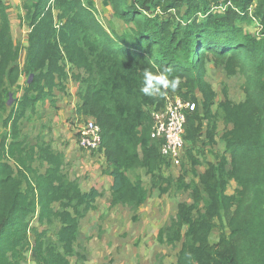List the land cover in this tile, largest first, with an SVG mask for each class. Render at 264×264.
<instances>
[{
	"label": "trees",
	"instance_id": "16d2710c",
	"mask_svg": "<svg viewBox=\"0 0 264 264\" xmlns=\"http://www.w3.org/2000/svg\"><path fill=\"white\" fill-rule=\"evenodd\" d=\"M102 4L119 26L101 20L92 0H23L19 21L29 32L22 45L13 40L0 0V264L86 260L80 222L103 193L95 187L83 191L65 170L64 153L42 133L30 141L22 128L38 104L49 100L55 107L54 88L64 91L69 77L79 82L76 116L100 128V146L92 151L105 158L104 174L113 178L110 208L128 207L136 221L153 191L187 193L190 202L179 201L153 236L159 244L178 246L168 264H264V0ZM253 22L256 34L246 30ZM208 62L227 76H242L243 100L233 101L224 88L213 109L217 94L206 79ZM166 68L182 78L181 86L163 96L143 95L144 70ZM22 75L26 83L14 97ZM173 95L196 104L186 112L183 135L189 178L183 161L179 174L168 172L172 165L161 154V140L150 135L152 111ZM218 141L223 151L212 148L215 163L198 173L197 146ZM139 168L149 176L148 189L135 175ZM231 181L236 186L228 193ZM153 264L167 263L156 255Z\"/></svg>",
	"mask_w": 264,
	"mask_h": 264
},
{
	"label": "rangeland",
	"instance_id": "374dc122",
	"mask_svg": "<svg viewBox=\"0 0 264 264\" xmlns=\"http://www.w3.org/2000/svg\"><path fill=\"white\" fill-rule=\"evenodd\" d=\"M97 9L98 17L105 21L110 13L108 7H104L102 0H92ZM173 12V11H171ZM246 30L250 33L256 34L259 30V26L256 22L246 25ZM13 39L15 43L21 44L24 30L22 25L13 31ZM206 79L212 85V87L223 97L222 90L227 89L229 97L233 101L243 100L245 95L242 90V84L244 79L240 75L227 76L222 69L214 67L212 62L207 63V75ZM26 77L22 75L19 79V88H14V97H19L22 94V88L26 83ZM49 101L38 104L37 114L24 119L22 121L23 131L28 135L30 141L34 142L35 137L38 134H43L44 138L52 142L53 147L57 148L64 145L61 139H53L52 130L50 129V118L46 116L49 110ZM82 120H77V125L81 124ZM1 125V122H0ZM77 125L75 131L77 130ZM44 131V133H43ZM59 139V140H58ZM217 149L221 146H217ZM182 160L184 158L182 157ZM36 166H40L38 163ZM181 165L174 166L172 170H169L170 174L177 175L181 172ZM70 169V168H69ZM70 175V174H69ZM70 178H74L72 173ZM91 178L88 175L81 176L82 189L88 190L92 186ZM235 188V184L230 182L228 192H232ZM105 195L96 203V209L90 211L80 222V231L82 233V239L80 244L87 248L85 236L91 235V237L98 238V249L102 250L100 264H153L156 255H161L165 263H172L175 258L177 248L164 245L153 246L157 243L153 240L158 232V229L167 222L170 217L176 213V205L179 201L189 200L187 193H172L164 194L156 197L157 203L152 207L150 206L146 219L140 218L133 221L131 219L132 212L125 207H115L110 209ZM153 202V197L150 198ZM56 226L50 229L49 234L54 235ZM142 231H150L151 236L145 238L137 237L142 234ZM216 238V233L213 234L212 239ZM144 244V248L142 246ZM86 260L88 264H97L95 260L98 255L94 252L90 255L85 252ZM85 260V261H86ZM72 264H81L77 262L76 257L71 258ZM84 264V263H83Z\"/></svg>",
	"mask_w": 264,
	"mask_h": 264
},
{
	"label": "crops",
	"instance_id": "0c3cea01",
	"mask_svg": "<svg viewBox=\"0 0 264 264\" xmlns=\"http://www.w3.org/2000/svg\"><path fill=\"white\" fill-rule=\"evenodd\" d=\"M22 1L23 0H3V2L5 3V6L7 7V12H8L9 17H10V29H11L12 37L14 35L13 31L15 29L19 28L20 25H22V28L24 30V34H23L22 40L21 39H19V40L21 41V44L23 45V44H25V41H26L25 39H26L27 33L29 32V28L26 26L25 22L20 24V21H19L20 20L19 18L24 15V11L22 9ZM108 15H110V13ZM108 18H111V17L108 16ZM111 20L113 21L115 26L120 25V23L118 21H116L115 19L111 18ZM68 67H70V65ZM73 71L74 70H72V71L70 70V73ZM78 88H79V82L73 80L71 77H69L66 80L64 91H61L58 88H54L53 99H54L55 107H52L50 105V101L48 100L50 108L47 111L46 116H48V118H50V120H51L50 121V123H51L50 129L52 130L53 139L55 140V139L59 138V139H61V141L64 142V145H61L60 147H57L56 149L59 151H62L64 153L65 170L68 172V174H70L69 176H71V173H72L73 177L78 179L80 188L82 189V184L80 182L81 176L88 175L92 179L91 180V182H92L91 187H95L98 191L102 192L103 195H105L106 199H104V201L105 200L109 201L110 188H111V185L113 182V178L110 175L104 174V169L107 166L105 158L101 155V153H98V152H95L92 150H85L78 145L77 135H76L77 130L75 131V127L77 124L75 123V121L82 119V117L76 116V114H75V109L80 103V100L77 97ZM215 92L217 94V97H216V102L213 105V109H216L217 103L222 100V96H220L216 90H215ZM197 98H198V100H200L199 94L197 95ZM45 102H47V100ZM222 129H223V124L221 122H219L218 123V130H217L218 136L222 133ZM43 133H44V131H43ZM218 145L222 147L221 150H220V148H218V149L216 148ZM197 148L199 150L194 151V154L196 155L197 158H199L201 160V163L199 165H196L195 169L198 173H202L207 169V167H208L207 163H209V162L215 163V161H216L214 154L210 150L213 148L212 149L213 152H222L224 145L218 141V143L213 147L208 146V145L203 146L200 143L197 146ZM182 161L184 163L185 170H187V178H189L190 177L189 169L191 168V161H188L187 158H184V160H182ZM173 167L174 166H171L170 170H172ZM135 175L140 177L143 186L146 189H148L149 184H150V180H149V176L145 173V170L143 168H139L135 171ZM129 176L132 179H134V176L132 174H130ZM74 178H71V179H74ZM231 182H233V181H231ZM82 190L88 191V190H84V189H82ZM227 192H228V190H227ZM232 192H228V193H232ZM102 196L98 197L96 199V203L99 200V198H102ZM158 196H159V192L156 190L153 191L148 196V198L145 200V202L139 206V208L136 211V215L140 216L141 219L142 218L146 219L145 216L147 214L149 207L150 206L153 207L157 203L156 197L158 198ZM151 197H153V200H154L153 202H151V200H150ZM187 201L190 202V199ZM108 207H109V202H108ZM115 207H118V206H115ZM115 207H111V208L109 207V208L113 209ZM120 207H123V206H120ZM125 208L129 209L128 207H125ZM129 211H130V209H129ZM148 235L151 236L150 231H142V234L137 236V237L141 236L142 238H145ZM88 238H89V240L86 241L87 253H89L91 255L94 252L95 255H98V258L95 260V262L97 264H100V261H101L100 254L102 253V250H99L97 248L98 247L97 244H98L99 240H98V238H96V236L91 237V235H88ZM211 241H212V243H216L217 239L213 238V239H211ZM161 245L163 246V244L156 243L153 246V248H155V246H161ZM142 246L144 248L143 243H142ZM176 248L178 251L177 245H176ZM177 251H176V253H177ZM175 257H176V254H175ZM174 261H175V258H174ZM70 262H71V259H70ZM84 264H88L87 260L84 261Z\"/></svg>",
	"mask_w": 264,
	"mask_h": 264
},
{
	"label": "built area",
	"instance_id": "2783aa9c",
	"mask_svg": "<svg viewBox=\"0 0 264 264\" xmlns=\"http://www.w3.org/2000/svg\"><path fill=\"white\" fill-rule=\"evenodd\" d=\"M196 108L193 101L185 100L177 95L166 98L165 107L153 110V124L150 135L161 140V154L170 160L172 166L181 164L184 142V125L186 112ZM78 145L85 150H95L100 146V128L91 118L83 120L77 126Z\"/></svg>",
	"mask_w": 264,
	"mask_h": 264
},
{
	"label": "clouds",
	"instance_id": "9594fccd",
	"mask_svg": "<svg viewBox=\"0 0 264 264\" xmlns=\"http://www.w3.org/2000/svg\"><path fill=\"white\" fill-rule=\"evenodd\" d=\"M181 84L182 78L180 76H173L170 68L157 72L145 69L140 92L148 97L163 96L166 90L175 92Z\"/></svg>",
	"mask_w": 264,
	"mask_h": 264
},
{
	"label": "water",
	"instance_id": "95a60500",
	"mask_svg": "<svg viewBox=\"0 0 264 264\" xmlns=\"http://www.w3.org/2000/svg\"><path fill=\"white\" fill-rule=\"evenodd\" d=\"M32 78V75H30V78H29V80ZM9 100H11V98L9 99Z\"/></svg>",
	"mask_w": 264,
	"mask_h": 264
}]
</instances>
